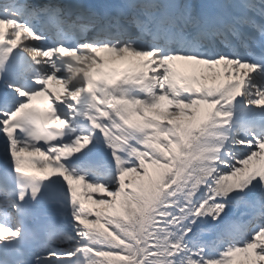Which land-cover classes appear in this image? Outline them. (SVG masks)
Listing matches in <instances>:
<instances>
[{"label": "snow or ice", "instance_id": "obj_1", "mask_svg": "<svg viewBox=\"0 0 264 264\" xmlns=\"http://www.w3.org/2000/svg\"><path fill=\"white\" fill-rule=\"evenodd\" d=\"M0 264H264V0H0Z\"/></svg>", "mask_w": 264, "mask_h": 264}]
</instances>
